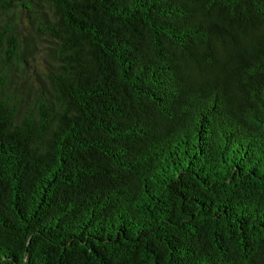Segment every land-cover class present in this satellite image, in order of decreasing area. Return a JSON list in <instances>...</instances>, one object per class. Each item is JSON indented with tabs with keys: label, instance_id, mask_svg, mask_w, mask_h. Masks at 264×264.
I'll use <instances>...</instances> for the list:
<instances>
[{
	"label": "trees",
	"instance_id": "trees-1",
	"mask_svg": "<svg viewBox=\"0 0 264 264\" xmlns=\"http://www.w3.org/2000/svg\"><path fill=\"white\" fill-rule=\"evenodd\" d=\"M0 264H264V0H0Z\"/></svg>",
	"mask_w": 264,
	"mask_h": 264
}]
</instances>
